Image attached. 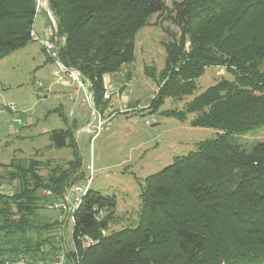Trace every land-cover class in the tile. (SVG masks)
I'll list each match as a JSON object with an SVG mask.
<instances>
[{
	"label": "trees",
	"instance_id": "16d2710c",
	"mask_svg": "<svg viewBox=\"0 0 264 264\" xmlns=\"http://www.w3.org/2000/svg\"><path fill=\"white\" fill-rule=\"evenodd\" d=\"M46 1L55 34L63 37L56 60L90 82L93 106L103 115L109 103L103 76L134 60L135 35L163 11V0ZM36 13V0H0V59L32 41ZM172 17L178 33L163 43L158 78L145 67L157 81L150 106L193 95L205 68L225 67L232 80L194 94L183 112L164 111L182 121L194 112L192 126L218 132L145 178L134 226L102 233L116 198L88 187L73 215L72 239L76 245L78 235H87L95 242L77 244L75 264H264V140L238 142L264 127V0H180ZM50 139L54 147L74 149L68 169L78 168L68 177L57 167L42 178L36 159L0 162V184L5 177L15 190L0 192V255L40 257L59 248L44 249L50 239L33 240L28 232L38 230L41 203L60 197L83 170L71 128L52 130Z\"/></svg>",
	"mask_w": 264,
	"mask_h": 264
},
{
	"label": "rangeland",
	"instance_id": "374dc122",
	"mask_svg": "<svg viewBox=\"0 0 264 264\" xmlns=\"http://www.w3.org/2000/svg\"><path fill=\"white\" fill-rule=\"evenodd\" d=\"M178 1L163 0V11L151 15L135 35L134 60L108 74L111 111L106 109V114L101 115V124L94 120L88 102L81 101L80 97L74 102L68 98L67 87L57 82L59 75L65 79L64 74L56 60L48 58L49 54L39 41L32 40L0 59V162L27 163L36 159L40 161L38 174L42 178L57 167L70 177L78 168L74 165L68 169L74 149L54 147L50 132L71 128L83 170L75 176L74 182L85 184V177L90 174L86 166H89L92 171L89 187L116 198L115 211L109 216L107 227L102 231L104 234L136 224L140 189L148 175L170 164L174 157L192 151L199 141L213 138L218 132L213 128L192 126L190 120L196 116L194 112L186 113V119L182 121L164 114V111L183 112L194 94L221 78L232 80L225 67L205 68L197 79L193 95L166 98L156 110L150 106L157 81L145 74V67L153 69L155 78H158L165 64L163 43L178 33L172 17ZM36 4L41 10L35 15L33 30L43 37L46 27L51 26L46 12L48 5L44 0H36ZM62 41L63 37L59 36L57 44ZM261 70L264 72V60ZM38 81L41 82L39 85ZM115 83L120 84V88L117 89ZM10 105H14V111L8 109ZM14 118H19L20 122ZM260 140H264V127L238 136L242 145ZM14 191L10 180L3 177L0 192L6 195ZM47 203L43 201L36 211L34 224L38 225V230L35 228L28 235L33 240L48 237L50 243L47 242L44 249L50 244L56 247L64 243L71 249L74 244L73 220L47 208ZM64 218L61 237L59 232Z\"/></svg>",
	"mask_w": 264,
	"mask_h": 264
},
{
	"label": "built area",
	"instance_id": "2783aa9c",
	"mask_svg": "<svg viewBox=\"0 0 264 264\" xmlns=\"http://www.w3.org/2000/svg\"><path fill=\"white\" fill-rule=\"evenodd\" d=\"M44 4L46 5V2L44 0ZM38 7V6H37ZM47 7V6H46ZM46 12L48 15V18H50L51 26H47L45 29V35L43 37H40L37 33L34 31L31 32V39L33 41H39L40 44H42L43 48L47 51L49 56L52 58L57 57V49H58V37L55 34L56 31V24L55 20L49 11L48 8H46ZM60 71L64 74V76L67 78L68 83L73 86L72 92L69 94L68 98L71 101H75L76 96L78 93H82L83 102H88V104L92 108V114L94 120H98V124H101L100 118L101 115L95 110L93 106V96L91 91V84L90 82L80 73V71L73 67H66L61 62L56 60ZM40 84V82H37ZM110 85L107 82H103V99L104 100H110L111 99V92H110ZM10 111H14L15 107L14 105H10L8 107ZM1 112V111H0ZM99 117V118H98ZM14 121L20 122L19 118H14ZM87 169L89 168L90 174L86 175L85 177V184L82 186L81 184H70L68 186H65L62 194L60 197L56 199H52L47 203V208L51 210H56L61 212L66 219L71 218L73 220V215L81 203L82 197L85 195L90 183H91V169L89 166H86ZM44 195L50 197L51 191L50 190H44ZM103 213L100 212L98 215H96V220L101 221L102 220ZM63 220V223L61 224V232L60 235H62L64 226H65V219ZM77 243L76 245L73 244V247L71 249H68V247L64 244L59 246L58 250L52 253H47L45 256H37L33 257L27 253H18L14 256H8L6 254L0 255V264H75V258L77 257V244L80 248H86L92 243L95 242L91 237L87 235H78L76 237Z\"/></svg>",
	"mask_w": 264,
	"mask_h": 264
},
{
	"label": "crops",
	"instance_id": "0c3cea01",
	"mask_svg": "<svg viewBox=\"0 0 264 264\" xmlns=\"http://www.w3.org/2000/svg\"><path fill=\"white\" fill-rule=\"evenodd\" d=\"M39 10H41V9H37V12L39 11ZM44 21H45V19H44ZM59 77V79L57 80V82H59L61 85H63L64 87H67V91H68V96H69V94L72 92V89H73V86H71L69 83H68V80H67V78L65 77V79L62 77V76H58ZM108 74H105L104 76H103V82H107V83H109L108 82ZM41 83V82H40ZM38 84V83H37ZM39 85V84H38ZM115 86L117 87V89L118 88H120V84H117V83H115ZM76 96V98L77 97H80V99L82 100V97H83V94L80 92V93H78L77 95H75ZM109 106L107 107V110H109V111H111V108H110V104H108ZM107 110H105L104 112H103V115H105L106 114V112H107Z\"/></svg>",
	"mask_w": 264,
	"mask_h": 264
},
{
	"label": "bare ground",
	"instance_id": "6f19581e",
	"mask_svg": "<svg viewBox=\"0 0 264 264\" xmlns=\"http://www.w3.org/2000/svg\"><path fill=\"white\" fill-rule=\"evenodd\" d=\"M45 2L47 3V1L45 0ZM48 8V7H47ZM34 31V30H33ZM35 32V31H34ZM36 33V32H35Z\"/></svg>",
	"mask_w": 264,
	"mask_h": 264
}]
</instances>
